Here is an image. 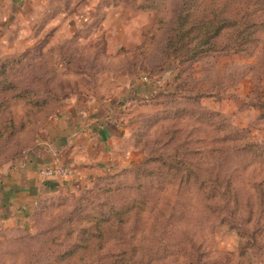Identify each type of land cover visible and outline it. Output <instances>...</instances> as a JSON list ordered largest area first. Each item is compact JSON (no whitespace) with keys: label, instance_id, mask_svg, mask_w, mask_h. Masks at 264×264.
Returning <instances> with one entry per match:
<instances>
[{"label":"rangeland","instance_id":"rangeland-1","mask_svg":"<svg viewBox=\"0 0 264 264\" xmlns=\"http://www.w3.org/2000/svg\"><path fill=\"white\" fill-rule=\"evenodd\" d=\"M28 3L0 0V169L102 104L120 169L47 195L28 227L0 211V264H264V28L178 58L183 0Z\"/></svg>","mask_w":264,"mask_h":264},{"label":"crops","instance_id":"crops-1","mask_svg":"<svg viewBox=\"0 0 264 264\" xmlns=\"http://www.w3.org/2000/svg\"><path fill=\"white\" fill-rule=\"evenodd\" d=\"M8 1V0H5ZM19 2L27 8L29 0ZM2 2V1H1ZM101 106H78L62 112L49 126L36 151L19 158L14 168L0 169V211L8 222L28 227L29 218L47 195L76 193L100 177L119 171L114 158L116 121ZM74 170L68 177L42 178L47 167Z\"/></svg>","mask_w":264,"mask_h":264},{"label":"trees","instance_id":"trees-1","mask_svg":"<svg viewBox=\"0 0 264 264\" xmlns=\"http://www.w3.org/2000/svg\"><path fill=\"white\" fill-rule=\"evenodd\" d=\"M262 28L264 0H183V10L169 40V54L187 58L206 49L246 52ZM185 47L188 49L183 55Z\"/></svg>","mask_w":264,"mask_h":264},{"label":"built area","instance_id":"built-area-1","mask_svg":"<svg viewBox=\"0 0 264 264\" xmlns=\"http://www.w3.org/2000/svg\"><path fill=\"white\" fill-rule=\"evenodd\" d=\"M74 174V170L65 166L47 167L40 172L42 178L68 177Z\"/></svg>","mask_w":264,"mask_h":264}]
</instances>
